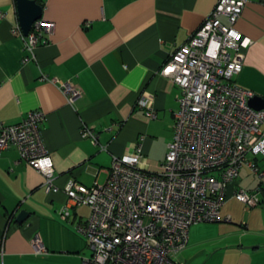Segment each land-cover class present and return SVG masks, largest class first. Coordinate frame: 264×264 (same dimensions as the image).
I'll list each match as a JSON object with an SVG mask.
<instances>
[{
	"label": "crops",
	"instance_id": "0c3cea01",
	"mask_svg": "<svg viewBox=\"0 0 264 264\" xmlns=\"http://www.w3.org/2000/svg\"><path fill=\"white\" fill-rule=\"evenodd\" d=\"M35 1L41 6L40 18L52 22L53 30L46 44L36 46L34 58L22 63L21 41L17 32H12L18 23L14 0H0V122L17 123L29 111L42 114L40 135L52 161L56 191L44 190L42 174L19 160L14 146L1 150L0 264H67L69 252L80 253L86 241L74 225L88 217L89 209L71 206L66 219L59 218L67 181L85 187L101 184L103 170L112 158L135 145L140 146L147 169H159L171 139L178 95L177 87L159 70L215 3ZM234 28L250 42L233 80L264 99V0H245ZM40 74L68 81L79 90L78 95L68 102L55 85L41 80ZM140 98L144 105L137 103ZM148 108L153 117L147 115ZM83 125L96 136L95 145L81 137ZM241 170L249 181L246 186L240 184ZM260 182H264V174L256 176L240 167L219 207L220 220L229 217L225 221L229 223L237 213V204L243 213L247 211L246 219L238 224L245 230L243 243L247 246L264 243V189L257 204L263 206L254 212L232 197L231 190L250 191ZM19 211L28 213L21 223L15 221ZM35 235L45 249L43 254L33 252Z\"/></svg>",
	"mask_w": 264,
	"mask_h": 264
},
{
	"label": "built area",
	"instance_id": "2783aa9c",
	"mask_svg": "<svg viewBox=\"0 0 264 264\" xmlns=\"http://www.w3.org/2000/svg\"><path fill=\"white\" fill-rule=\"evenodd\" d=\"M244 2L215 0L199 27L162 63L159 74L177 87L178 95L159 169L149 171L135 145L112 158L101 184L85 187L69 180L64 185L66 200L57 212L61 220L71 206L89 209L88 217L74 225L90 249L81 264H177L173 255L186 246L188 227L220 220L219 207L238 169L264 174V108H251L248 100L254 94L233 80L250 42L234 28ZM52 30L53 23L42 18L25 35L15 24L22 63L34 58V49L48 42ZM39 77L55 85L68 102L79 93L68 81ZM147 115L154 116L149 108ZM42 120L39 111H29L17 123L0 122V152L14 146L19 160L42 174L44 190L56 191L52 161L40 135ZM80 135L96 144L88 127L83 125ZM262 189L264 182L250 191L237 187L231 196L250 209L260 202ZM31 245L35 254L45 253L38 235Z\"/></svg>",
	"mask_w": 264,
	"mask_h": 264
},
{
	"label": "rangeland",
	"instance_id": "374dc122",
	"mask_svg": "<svg viewBox=\"0 0 264 264\" xmlns=\"http://www.w3.org/2000/svg\"><path fill=\"white\" fill-rule=\"evenodd\" d=\"M242 171H240V184L246 186L249 181L245 180ZM225 205L222 207L223 210ZM262 206H254L251 210L254 212ZM234 208L237 213L236 216L231 217L230 223L220 220L191 224L188 228V243L184 249L173 255V260L177 264H264V246L255 249L245 248V250L237 248V244L242 247L247 246L243 243L247 239V236L243 235L245 232L242 233V230H245L238 224L241 219H246L248 213L246 210L243 213L239 204ZM79 252H69V261L67 262L66 258L64 260L67 264H77L81 257L89 256L90 249L86 243H83V248Z\"/></svg>",
	"mask_w": 264,
	"mask_h": 264
},
{
	"label": "water",
	"instance_id": "95a60500",
	"mask_svg": "<svg viewBox=\"0 0 264 264\" xmlns=\"http://www.w3.org/2000/svg\"><path fill=\"white\" fill-rule=\"evenodd\" d=\"M14 5L20 31L23 35H25L28 32L32 22L41 17V6L35 0H14ZM248 105L255 110L263 109L264 99L257 95H253L248 100ZM27 215V212L19 211L15 217V221L17 223H21L27 217ZM261 246H264V244L245 246L242 248H259Z\"/></svg>",
	"mask_w": 264,
	"mask_h": 264
}]
</instances>
